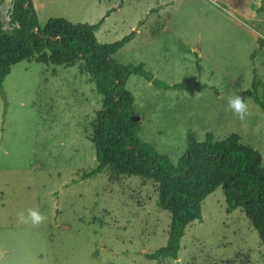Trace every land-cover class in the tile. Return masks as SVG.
I'll return each mask as SVG.
<instances>
[{"label":"rangeland","instance_id":"1","mask_svg":"<svg viewBox=\"0 0 264 264\" xmlns=\"http://www.w3.org/2000/svg\"><path fill=\"white\" fill-rule=\"evenodd\" d=\"M77 4V0H46L43 11L48 15H62L65 10L73 14ZM222 4L245 21L241 23L253 35L258 49L256 38L264 39V13H256L261 0H224ZM9 10V0H0L4 31L11 29ZM148 12L139 22L146 21ZM35 14L39 26H44ZM249 17L253 19L246 20ZM254 57L252 68L255 66L259 74L264 59ZM193 60L185 62L194 65ZM233 64L242 66L239 71L249 66L247 60ZM224 70L229 73V69ZM246 74L247 70L243 79ZM195 75L201 83L196 68ZM220 81L229 86V80ZM213 87L217 93L208 90L219 95V86ZM3 92L0 264H264V247L257 233L241 209L228 212L221 188L204 200L201 221H193L185 229L177 260L157 263L145 256L165 247L170 217L157 208L152 183L119 176L108 168L71 184L97 166L95 150L86 138L101 108V98L77 67L20 62L11 67ZM192 100L204 102L201 97ZM253 106L256 111L247 119L253 128L243 134L250 146L255 145L250 137L259 139V131L264 130V114ZM255 151L264 156V152ZM177 161L174 158V163ZM29 208L46 219L40 224L21 221L18 214L27 216Z\"/></svg>","mask_w":264,"mask_h":264},{"label":"trees","instance_id":"2","mask_svg":"<svg viewBox=\"0 0 264 264\" xmlns=\"http://www.w3.org/2000/svg\"><path fill=\"white\" fill-rule=\"evenodd\" d=\"M9 4L11 29L4 31L0 24V95L4 97L3 83L11 67L23 61L77 67L87 77L101 98V108L86 138L95 150L97 166L71 184L90 179L108 168L119 176L152 183L157 191L156 206L169 215L170 223L165 247L146 255L147 260L157 263L177 260L185 229L193 221H201L202 204L217 188L222 189L228 212L241 209L264 247L263 155L240 145L237 134L215 142L212 134L207 133L205 141L199 143L195 133L189 130L186 151L175 166L168 155L140 143L133 134L141 117L134 114L133 97L125 87L129 77L140 76L162 90L194 92L211 88L217 93L215 87L200 82L169 86L146 71L143 64L115 63L111 55L136 36L143 21L121 40L99 44L94 34L104 17L94 25L54 19L40 27L32 0H9ZM261 5L257 14L264 13V0ZM162 8L150 10L147 16ZM256 44L264 49L263 38L257 37ZM193 63L200 77L202 67L197 53ZM243 94L264 114V84L258 81L255 66L251 86Z\"/></svg>","mask_w":264,"mask_h":264},{"label":"crops","instance_id":"3","mask_svg":"<svg viewBox=\"0 0 264 264\" xmlns=\"http://www.w3.org/2000/svg\"><path fill=\"white\" fill-rule=\"evenodd\" d=\"M45 1L32 0L42 24L63 19L72 24L94 25L112 10L94 34L99 44L113 43L128 36L149 10L156 5L163 6L149 15L136 36L113 53L111 59L121 66L142 63L166 85H193L196 82L195 66L185 59H193L198 54L202 82L207 79L206 84L218 85L219 95L208 89L194 92L162 90L140 76L128 78L125 87L133 97L132 109L141 117L140 124L133 130L140 143L152 145L157 152L167 154L175 166L174 158L177 161L186 151L188 129L195 133L199 143L205 141L207 133L212 134L215 142L237 133L240 145L264 152V130L259 131V139L250 137L254 146L245 143L248 139L243 137L245 129L250 132V127L253 128L252 121L249 123L247 119L256 111L243 92L251 86L254 55L264 59V49H257L253 35L241 23L245 21L225 7L224 0H123L122 3L120 0H77L74 13L68 14L65 10L63 14L66 15H48L43 11ZM245 60L249 66L244 71H239L241 65L234 67L233 63ZM230 62L232 64L228 65ZM224 69H229V73ZM263 69L258 68L260 73L257 74L262 84ZM220 78L229 80V86L221 83ZM230 94L245 98L250 115L244 121L229 110L227 98ZM195 97L204 99L203 104L190 101ZM197 108H200L198 113Z\"/></svg>","mask_w":264,"mask_h":264},{"label":"clouds","instance_id":"4","mask_svg":"<svg viewBox=\"0 0 264 264\" xmlns=\"http://www.w3.org/2000/svg\"><path fill=\"white\" fill-rule=\"evenodd\" d=\"M227 103L229 110L241 121H244L250 115L245 98L241 95L230 94L227 98ZM18 215L21 221H30L32 224H40L46 219L43 214L31 208L28 209L27 216L24 213H19Z\"/></svg>","mask_w":264,"mask_h":264}]
</instances>
